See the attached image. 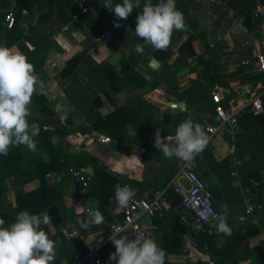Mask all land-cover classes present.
<instances>
[{"label":"trees","instance_id":"trees-1","mask_svg":"<svg viewBox=\"0 0 264 264\" xmlns=\"http://www.w3.org/2000/svg\"><path fill=\"white\" fill-rule=\"evenodd\" d=\"M8 0H0V31L5 27L1 21V12ZM63 0H49L48 6L50 12H57L60 15V26H66L70 23L69 18L62 11ZM95 10L98 8L99 0H88ZM15 8L14 15L16 17V24L13 29L7 31V47L18 45L23 53L28 57L29 61L34 64L36 75L43 71L47 58L52 51L53 44L50 39L45 38L41 44L37 45L33 51H29L24 44L27 35L22 31L23 13L24 11L32 12L36 0H14ZM153 4L158 3V0H152ZM188 2L182 1L176 3L177 9L183 12L185 18V26L194 27L196 19L190 15L189 8L186 7ZM41 5V3H39ZM49 15V14H48ZM48 15L46 17H48ZM83 21L92 32H97L104 35L110 32L114 26V20L110 19L102 23L96 18L93 12H88L83 15ZM133 30L136 29V21L133 19L130 22ZM135 43L143 44L144 41L138 36L135 37ZM147 50V45H145ZM144 50V52H146ZM185 50L189 52L187 58L178 56L174 61L167 64L172 55V42L167 50H155L150 54L162 64L159 75L155 78H147L135 69L134 57L137 52L133 53L130 60L123 58L120 62L123 77L140 89L146 87L157 88L160 85L167 87V92L177 97L181 101H185L188 109L194 113L191 115L188 112L184 113H163L158 106L150 104L142 97H138L127 106L123 108L116 107L113 112L102 117L96 111V106H101V100L96 97L92 99L91 106V128L99 132H105L112 136L113 139L123 144L127 140H131L128 126L133 125L139 133L132 139L142 147L147 149L145 155L162 154L156 147L153 146L155 132L164 125L178 126L181 121L191 118L194 122L201 124L206 129V122L217 123L215 116V105L212 100V91L216 85L230 88L231 84L238 83L242 86L241 95L243 99L248 102L252 98L264 92V77L262 75L248 76L243 69L233 73L222 74L219 73V63L224 57V54L219 50L216 57L205 59L199 57L193 47V38H189L180 48V52ZM85 59L79 56L70 58L66 66L63 68L61 78L65 79L68 76L80 72V67ZM195 61L198 65L192 69V74L197 77L190 81V84L183 87L178 77L179 73L186 67H189ZM90 70L94 73L97 79L102 83L118 92L120 90L121 76L109 62L91 63ZM83 84L80 78H77L70 86L65 88L66 94L74 100V93L80 98L84 97L86 92L83 88H79ZM107 94V93H106ZM31 110L34 114H38L35 120L40 125V133L37 140V152H31L26 146L11 147L7 156L2 157V165L0 168V218L5 220V226L8 223L14 222L17 214L20 211L27 210L32 214H39L42 211H49L52 220V225L45 226L46 231L51 239L56 242V259L54 264H73L76 256H85L89 253L84 237L91 234L101 232L104 240L111 236L110 223L112 221V214L109 206L115 198V186L117 184L124 186L115 176L108 174L103 167H98L95 174L90 176V180L79 182L77 181L78 191L72 194L73 198L95 196L99 202L96 210H99L104 221L100 225H93L85 229L83 235L77 238H70L72 227H67L65 224V192L59 190L56 186L49 183V176L52 174L69 175L71 170H78L84 166L85 156L82 152L76 154L65 153L60 150L54 143V133L44 130V127L51 125V117L54 116V111L51 109V104L44 92L34 94L32 97ZM205 114H201V112ZM195 115V116H194ZM30 123L33 118H29ZM241 133L238 136L236 146L239 150L245 151L250 140L257 139L256 147L259 151H264V114L255 116L245 112L239 119ZM206 131V130H205ZM229 140V139H228ZM230 141V140H229ZM211 142L207 144L203 150V159L199 161V170L202 178L209 179L212 175H216L221 184L218 187L207 185L213 192L216 203V209L219 213L223 209H219V200L222 197V192L230 188L224 183V177L229 184L235 180L233 178L229 166L225 162L216 158L213 153ZM47 154V160L42 156L40 148ZM173 161L177 158L173 157ZM95 158L91 159L93 164L97 163ZM76 166V167H74ZM244 164L240 166V175L246 174L243 170ZM21 175L25 182L29 183L33 180L39 182L38 186L30 190H22L16 193L13 200L8 197L9 187L8 180ZM175 176V173L168 178V184ZM246 180V187L251 188L255 196L264 194V177L260 175L258 169L248 172L244 181ZM206 182V181H205ZM164 183L161 189L168 186ZM144 193V192H143ZM245 203V197L241 195ZM250 198V196H248ZM233 200L228 201L226 209L228 210L227 222L232 230L231 236L223 237L225 242L222 247H217V241L221 239L215 234H207L197 232L192 225V220L188 214L182 216L178 215V222L183 227V232L188 234V242L202 253L210 255L215 264H249L251 259L253 264H264V239H260L256 246L251 247V240L262 235V228H264V206H255L254 215L247 216L246 210L239 212L237 215V225L230 220L229 216L233 215L230 210L233 207ZM243 204V203H240ZM239 205V204H238ZM239 207V206H238ZM238 207L236 209H238ZM173 211V208H170ZM84 218L87 214H83ZM121 219L122 214H118ZM160 219V218H157ZM174 224L177 222L172 220ZM240 224V225H239ZM67 230L68 236L63 233ZM178 236V235H177ZM186 245V243H185ZM186 250L188 248L186 245ZM100 256L104 258L99 252ZM253 258V259H252ZM105 259V258H104ZM108 260V259H107ZM112 264H116L111 262ZM197 264H210V261H199Z\"/></svg>","mask_w":264,"mask_h":264},{"label":"crops","instance_id":"crops-1","mask_svg":"<svg viewBox=\"0 0 264 264\" xmlns=\"http://www.w3.org/2000/svg\"><path fill=\"white\" fill-rule=\"evenodd\" d=\"M104 2L105 0L98 1L97 4L100 10L108 9L104 6ZM118 2H122V0H113L114 4ZM39 3H41V5H39ZM48 3L49 0H36L32 12L24 11L23 24H25L26 27H22V31L27 35V38L24 40L27 49L26 42L36 47L41 44L45 38L50 39L53 44L52 51L47 58L45 67L37 76L43 81V92L46 94L51 104V109L54 111V116L51 117L52 124L47 126L53 128L52 133H54V139L57 138L56 141L53 139L55 145L65 153L76 154L82 152L85 156V163L84 166L80 168L81 170L86 169L88 174L93 176L98 167H103L108 174L115 176L123 185H130L133 189H136V196H141L145 192L160 190L164 183L168 184V178L172 176V174H176L179 168L178 159L173 161L172 159L166 158L161 153L152 156L145 155L142 160L135 162L136 166L134 168L130 169L128 167L130 157L133 154H137L142 148V145H138L134 139H132L139 131L136 130L133 125H129L133 127V134L129 132L131 140H127V142L120 144L119 141L113 139L108 133L93 130L90 122L92 99L98 97L101 100V106L97 105L96 111L99 112L102 117L113 112L116 107L123 108L127 106L138 97H142L150 104L158 106L161 109V114L172 112V102L184 103L185 110L181 113L188 112L192 115L194 112L188 109L185 101H181L168 93L165 85H160L152 89L150 87L144 89L138 88L122 76L123 73L121 71V65L119 64L115 67L116 71L121 76L119 84L120 90L116 92L107 85L102 84L90 70L91 63L97 62L100 64L109 62L110 58L116 53H120L123 58L125 57L130 60L132 54L136 52L134 49L135 42L131 39L123 40V38L116 39L113 37L112 34L115 28L104 35L92 32L83 21V15L79 16L78 19H74L73 15L77 12L78 0L62 1V11L69 18L70 23L66 26H60V15L57 12L51 13ZM188 4L190 15L195 18V13L197 14V18L198 14L203 13L220 26L222 24H230L228 32L234 37H237L238 43L241 44L240 49L243 56L241 60L250 59L252 53L255 51L264 52V24H260V26L253 25L249 17L251 13L254 12L256 14L262 7V0H235L227 6H223L220 0H211L204 4H193L189 2ZM14 8V0H8L2 9L1 21L5 29L0 31V46H6L7 44L6 35L8 30L6 29L4 21L5 14L8 11L14 12ZM90 8L93 9L91 12L100 20L99 14L96 13L95 8L92 7L91 4ZM47 15L48 17H46ZM65 27H67V30L64 29ZM127 35L129 38L136 37L135 31L130 32L127 30ZM194 47L197 52L198 50L195 44ZM10 48L23 53L22 49L16 44ZM155 50L154 48L151 52ZM172 55L170 58H172ZM74 56L85 59L80 67V72L78 74L76 72L62 79L61 73L63 68L66 66L67 61ZM154 59L156 58L151 55V59L148 60V63L140 60L138 63H135V69L147 78H155L159 75L158 73L161 71L162 64L160 63L158 69H152L150 67V62ZM243 70L248 76L254 75V63L251 67ZM233 72L236 71L232 68H228V70L219 68V73L222 74ZM77 76L83 83L81 86L78 85V87L83 88L86 94L84 97L80 98L79 95L74 93L75 99L72 100L66 94L65 88L70 86ZM196 77V74H190L179 79L181 85L185 87ZM239 90L240 95L237 99L245 101L241 95V85H239ZM173 127V125L162 126L163 131L167 134L173 131ZM99 137H109L111 138V143L104 144ZM40 150L43 158L47 160V154L43 150V146ZM93 158L97 160V163L93 164L91 162ZM1 165L2 157H0V168ZM90 168L93 169L92 174L89 173ZM76 182V179L71 173L69 175L52 174L49 176V183L52 186H56L57 189L63 190L66 194L65 223L68 220L70 226L67 227L72 228L74 227L77 217L84 214L83 209L86 206L95 209L99 205L97 198L93 195L89 197L73 198L72 194L78 191ZM38 184L39 182L37 180L27 183L21 175H17L8 180V197L13 200L16 193L19 191L30 190L38 186ZM163 205L165 209L164 218H149L147 221L143 222H152L156 225L157 231L155 240L166 252L165 264H197L199 261L213 262L214 259H212L210 255L200 252L192 243L188 242V234L183 232V227L181 223L178 222L177 214L179 213L177 210L173 208V211H171L170 208L172 207L166 199ZM122 209L123 208L117 206V202L114 198L109 206L112 216L114 214H120ZM172 220H175L177 223L174 224ZM260 239H264L263 234L260 237L252 239L250 246H256L257 244H253L252 242L255 240L259 242ZM84 242L89 252L96 247L102 246L100 252L102 256L108 260L110 254L115 252L114 244L109 239L104 240L101 232L84 237ZM113 262L116 263L115 261Z\"/></svg>","mask_w":264,"mask_h":264},{"label":"clouds","instance_id":"clouds-1","mask_svg":"<svg viewBox=\"0 0 264 264\" xmlns=\"http://www.w3.org/2000/svg\"><path fill=\"white\" fill-rule=\"evenodd\" d=\"M104 6L114 12L115 27H122L120 20H126L134 9L141 8V0H122L113 3L105 0ZM186 30L182 11L177 9L176 0H144L142 11L137 16L135 34L144 43L134 46L138 54L143 55L145 45L156 50H167L171 44L173 32ZM43 92V81L36 75L35 67L28 57L18 50L0 46V155L7 156L11 147L26 146L31 152H37V140L40 125L35 122L38 114L31 110L34 94ZM33 118L30 123L29 118ZM174 139L175 144L171 141ZM209 142V136L201 124L191 118L180 122L174 137H163L159 130L155 144L159 151L168 158L190 163L201 153ZM141 160L137 155L130 157L128 167L134 168ZM137 190L130 185L115 186V200L120 208H127L135 198ZM211 209L205 208L199 214L207 218ZM228 210L215 214L216 234L221 237L216 246L222 247L223 237L231 236L232 230L227 222ZM104 217L99 210L89 208L82 227L87 229L103 223ZM52 225L49 211L32 214L20 211L14 222L5 226L0 218V264H54L56 242L51 239L45 226ZM68 236L67 230L63 233ZM108 239L114 244L115 252L109 256V262L116 264H165L166 252L154 238L143 231L130 239L127 235L114 233Z\"/></svg>","mask_w":264,"mask_h":264},{"label":"built area","instance_id":"built-area-1","mask_svg":"<svg viewBox=\"0 0 264 264\" xmlns=\"http://www.w3.org/2000/svg\"><path fill=\"white\" fill-rule=\"evenodd\" d=\"M189 2L193 4H204L211 0H176L178 2ZM223 6L231 4L235 0H220ZM262 7L257 11V17L264 18V0ZM77 12L74 13V19H78L79 16L87 14L90 11V4L88 0H78ZM5 26L7 30L14 28L16 24V17L13 12L8 11L4 17ZM22 27H26L25 24ZM67 30V27L64 28ZM26 46L30 51L35 49L29 42H26ZM214 46V45H212ZM254 63L255 72L254 75H262L264 77V52L255 51L248 60L238 61L234 65V70L238 71L241 69L249 68ZM240 95L239 84L233 83L230 88L216 85L212 91V100L215 105V116L217 123L206 122V132L209 136V142H212L217 136L226 137L236 145L239 134L241 133L239 119L245 113L248 112L255 116L264 114V92L252 98L250 101H241L237 99ZM172 108V107H171ZM178 126L173 127L171 133H165L163 128L160 127L158 130L163 137H174ZM45 131L52 132L53 128L50 126L44 127ZM157 130V131H158ZM153 140V146L155 144V136ZM104 144L111 143L109 137H99ZM175 144L174 139L171 141ZM235 155L230 161L232 176L235 179H239V169L242 165L241 160L236 156V148L232 150ZM147 153V149L142 147L137 155L141 160ZM203 159V151L197 154L193 161L185 163L179 160V171L172 178L168 186L164 189L157 190L155 192H145L141 196H135L134 200L130 202L127 208L122 209V218L120 219L117 214L112 216L110 223L111 235L114 233L119 236L127 235L130 239L135 238L136 234L143 231L146 236L150 238L156 237L157 227L154 223H144L145 218L155 219L164 218L165 209L164 201L166 199V193L169 189L178 195L181 199V206L185 210V214L190 216L192 220L193 228L197 232L215 234L216 224L215 214H219L216 209L215 197L213 192L208 188L207 183L202 178L199 170V161ZM71 174L76 181L82 182L90 180V175L86 169L71 170ZM242 188V187H241ZM248 191L242 190L245 197L246 203V215L252 216L255 211V204L250 198L247 197ZM205 204L211 212L205 219L199 213L204 210ZM90 206H86L83 209V213L87 214ZM262 234L264 238V228H262ZM80 236L79 232L73 227L70 233V238H77ZM102 247V246H101ZM101 247L92 249L85 256H76L73 264H110L109 260L104 259L100 256L99 252ZM112 264V263H111ZM210 264H215L211 262Z\"/></svg>","mask_w":264,"mask_h":264},{"label":"rangeland","instance_id":"rangeland-1","mask_svg":"<svg viewBox=\"0 0 264 264\" xmlns=\"http://www.w3.org/2000/svg\"><path fill=\"white\" fill-rule=\"evenodd\" d=\"M143 3H144V0H141V8L134 9L133 12L129 15V17L126 20L119 21L122 27H114L115 29L113 30V34H112L113 37H115L116 39L123 38V40L131 39L135 42L134 40L135 37H132V38L128 37L127 30H129L130 32L134 31L132 26L130 25V22L133 19L135 21L137 20V16L140 14V11H142ZM186 7L189 8L188 3L186 4ZM92 10L93 9L90 8V12ZM95 11L96 13L99 14V18L102 21V23H105L110 19L114 20V23L116 22L117 18L115 17L114 12H110L108 9L95 10ZM194 15L196 16V18L194 17L196 19V25L194 27L189 28L188 26H185L186 30H183V31L174 30L172 39H171L173 55H172V58L168 60L167 64L174 61L176 57H178L179 55L182 56L183 58H187L189 61H193V59L189 57V52L187 50H185L183 53L180 52L181 46L189 38L192 37L193 47L195 44L198 51L196 52L195 47H194V50L199 57H204L205 59L216 57L218 56L219 50H220L224 54V57L221 59L222 62L219 63V68L222 70L223 69L228 70V68L234 69L235 63L238 61H242L241 59L243 56H242V52L240 49L241 44L238 43L237 37H234L228 32L230 28V24H225V25L222 24L220 26L216 22L212 21V19H210L208 16H205L203 13L198 14V18H197L196 13ZM249 17L253 25L260 26V24L261 25L264 24V19L257 17L254 12L251 13ZM152 49L154 48L148 45L147 50H145L146 52H144L143 55L137 53L134 57V63H138L140 60H143L144 62L148 63V60L151 59L150 53ZM121 52H126V51H121ZM165 88L167 87L165 86ZM199 112H201V114L203 115L205 114V112L203 111H199ZM54 140L56 141L57 138H55ZM256 144H257V139L250 140L247 143L248 146L245 148V151H241L237 148L236 145L232 144V142H230L228 138L217 136L215 139H213L210 146L212 147L213 153L216 156V158L220 161L225 162V164L229 166L231 174H232V170H231L230 161L232 160L231 158L235 155V153L232 152L233 147L235 146L236 151H237L236 156L244 164V167H243L244 172L247 174L251 170L258 169L260 172V175L264 177V151H259L256 147ZM178 164H179V160H178ZM178 171H179V168L177 172ZM239 174H240V171H239ZM246 174H244L243 176L240 175L239 179H235L234 181L231 182V184H229L226 177H224L225 185H228L230 188H228L226 191L221 190L222 197L220 198L219 204H218L219 209L226 208V206L228 205V201L233 200L232 203H234L233 207L235 208L230 207V210L233 212V215L229 216L230 217L229 219L233 220V222L236 225L238 222L236 219L237 215L242 210H243V215H244L245 214L244 210H246V203H244L243 198L241 196L243 194L242 190L248 191L246 193L247 197L250 196V199L255 204V206H264V194L255 196L251 188L246 187L247 185L246 180L244 181V177ZM205 181L207 185L213 186L215 188L221 184V182L219 181L216 175H212L209 179H205ZM240 203H243V204H240ZM237 207L238 209H236ZM148 219L149 218H145L143 221L145 222ZM65 224L67 226H70V222H68V220L66 221ZM252 243L258 244L256 240ZM248 262L249 264H253L251 259Z\"/></svg>","mask_w":264,"mask_h":264},{"label":"water","instance_id":"water-1","mask_svg":"<svg viewBox=\"0 0 264 264\" xmlns=\"http://www.w3.org/2000/svg\"><path fill=\"white\" fill-rule=\"evenodd\" d=\"M123 59V56L120 53H116L113 55L109 63L115 67L117 66L121 60ZM198 65V61H195L193 64H191L189 67H186L184 70H182L178 77L183 78L190 74H192V69L195 68ZM150 67L154 70L158 69L160 67V63L154 59L150 62ZM172 112L177 114L181 113L183 110H185L184 103L183 102H172L171 103ZM129 132L130 134H133V127L129 126ZM93 169L90 168L89 173L92 174ZM166 200L170 204V206L177 210L178 213H180L182 216L185 215V210L183 206H181V199L178 195H176L172 189H169L166 193ZM84 216L79 215L75 221L74 228L79 232L80 235H83L85 233V229L82 227Z\"/></svg>","mask_w":264,"mask_h":264}]
</instances>
